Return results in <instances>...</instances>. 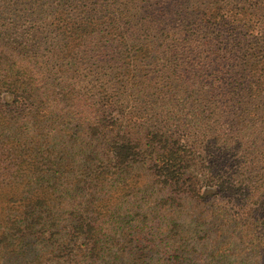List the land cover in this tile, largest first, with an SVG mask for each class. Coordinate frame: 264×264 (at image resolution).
<instances>
[{"label": "trees", "instance_id": "16d2710c", "mask_svg": "<svg viewBox=\"0 0 264 264\" xmlns=\"http://www.w3.org/2000/svg\"><path fill=\"white\" fill-rule=\"evenodd\" d=\"M0 191V264H264V0H0Z\"/></svg>", "mask_w": 264, "mask_h": 264}, {"label": "rangeland", "instance_id": "374dc122", "mask_svg": "<svg viewBox=\"0 0 264 264\" xmlns=\"http://www.w3.org/2000/svg\"><path fill=\"white\" fill-rule=\"evenodd\" d=\"M3 192L4 191H0V204L1 203L3 204V199H4L3 196H2ZM1 205H0V208H1ZM146 210H148V209H146ZM161 213H162L163 216H166V213H164L163 211ZM155 221H157V223L155 222V224H158V222H159L158 219H156ZM150 223H151V221H148V223H146V225L144 224V226L146 227L145 230L147 229V227H148V225ZM209 242H211V241H209ZM208 245H210V244H208ZM37 247H40V245L37 244ZM44 250H45V248L43 249V251ZM29 260H30V258H29ZM3 263L8 264L7 262H3ZM29 264H68V263L67 262H63V260L61 258H54V257L51 256L50 253H48L47 256H45V254L44 255L40 254L38 256V262H32V263L30 262Z\"/></svg>", "mask_w": 264, "mask_h": 264}]
</instances>
